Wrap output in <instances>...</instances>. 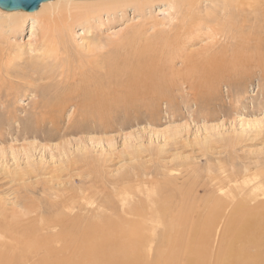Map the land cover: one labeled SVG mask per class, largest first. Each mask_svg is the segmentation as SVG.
<instances>
[{
  "label": "rangeland",
  "instance_id": "1",
  "mask_svg": "<svg viewBox=\"0 0 264 264\" xmlns=\"http://www.w3.org/2000/svg\"><path fill=\"white\" fill-rule=\"evenodd\" d=\"M261 1L255 3L261 5L264 3ZM250 2L254 4V1ZM242 6L243 14L236 13V16L232 10L234 17L233 14L228 16L230 21L240 17L234 24L237 23V28L240 24L244 26L245 38L258 26L264 27V23L259 14L254 17L261 21L256 22L251 10L245 8L249 5ZM171 12L167 4L161 3L148 9L146 16L128 8L126 14L120 12L114 21L99 23L96 20L86 27L77 25L74 31L76 47L70 48L71 54H62L63 60H47L48 64L44 61L47 72L53 75L35 84H47L46 97L39 96L38 89L36 93L24 90L15 96L11 91L0 90L1 223H22L28 224L27 227L40 225L39 222L53 217L57 209L71 207L74 202L87 204L94 198L97 199L95 207L101 210H110L115 204L120 210L121 199L125 196L136 200L138 195L143 197L151 190L165 192L162 187L167 181H177L178 186L186 182V190L197 185L203 198L207 197L203 185L210 186L219 182L216 180L238 174L244 164L251 167L247 177L252 179L250 176L257 174L259 181L264 179V50L243 47L246 55L236 47L232 48V52L236 50L240 54H232L234 60L229 55L227 67L233 69L230 64L238 56L244 61L239 66L242 69L232 77L227 74L226 79L217 76L208 85L202 82L199 89H206L207 97L202 93L201 98L181 84L180 75L176 77L172 72L171 65L179 70L182 64L180 59L172 63L174 47H159L164 42V34L171 28ZM212 14L207 15V22L216 26L217 15ZM251 25L256 28L247 30ZM36 26L35 20L28 18L23 32L12 37L11 41L22 46L24 58L33 53L38 32ZM98 26L99 30L96 29ZM135 27L143 28L149 37H154L150 43L161 45L142 47L148 43H138L129 36ZM256 38L254 41L259 38L264 41V34ZM208 44L211 39L188 47L187 53H203ZM144 49L148 53L138 62L136 53ZM246 56L251 58L247 60ZM93 58L97 60L101 74L95 85L90 83L87 87L94 90V94L102 89L98 94L104 96L98 100L99 109L90 111L86 115L89 119L84 123V114L76 105L90 96L83 98L76 91L88 84V78L85 75L76 87L73 73L78 64L87 65ZM113 63L120 71L118 78L109 80L105 72ZM142 89L148 90L142 96L144 99L132 101ZM111 100L116 104L109 103ZM42 107L48 112L47 118H58L57 124L52 126L47 122L40 128L36 126L35 117ZM93 118H97L96 122H89ZM241 177L238 179L243 181L244 175ZM204 204L201 202V207ZM21 230L18 235L22 234ZM158 255H154L151 262L164 264V258Z\"/></svg>",
  "mask_w": 264,
  "mask_h": 264
},
{
  "label": "bare ground",
  "instance_id": "2",
  "mask_svg": "<svg viewBox=\"0 0 264 264\" xmlns=\"http://www.w3.org/2000/svg\"><path fill=\"white\" fill-rule=\"evenodd\" d=\"M250 1H254V4ZM255 1L52 0L42 3L34 12L5 11L0 8V90L11 91L15 96L24 90L38 89L37 94L46 97L47 84L39 86L35 83L52 77L53 74L47 72L44 65L47 60H63L65 59L62 57L64 53L71 54L70 48L76 47L74 31L77 25L86 27L96 20L99 23L111 22L120 12L121 15L126 14L128 8H133L135 12L146 16L148 9L165 3L172 11L170 14L171 28L164 34L166 36L162 35L165 38L162 45L150 43L153 42L151 39L154 37H149L143 28L135 27L129 36L137 39L138 43H148L142 47H157L158 44L161 45L159 47H174L172 53L175 56L172 63L180 59L182 64L179 70L171 65L172 72L176 77L180 75L181 84L187 85L188 89L201 96L206 91V89L205 91L199 89L202 82L208 85L217 76L226 79L228 75L232 77L239 72L241 68L239 66L244 61L238 59L240 53L238 54L236 50H240L241 54L245 53L243 47L264 50V41L260 40L261 38L254 41L258 39L256 38L258 35L264 34L262 25V27L257 25V29L252 25L249 26L250 28L247 27V30L255 29V32L244 38V26L238 22L240 26L237 28L235 27L237 23L234 24V21L239 20L240 17L238 16L239 19L231 20L233 21L231 22L228 16L234 12L238 15L243 14L245 10L242 4H247L249 7H244L251 10L253 17L258 14L259 17H263L264 23V3L259 5ZM205 2H208V6L204 5ZM213 12L217 15L216 26L207 22V15ZM259 17H254L257 23L260 20ZM28 18L35 20L38 32L35 44L33 43L34 48L31 50L35 55L33 56L32 53L31 56L24 58L22 46L11 40L12 37L23 32ZM100 26L96 29L99 30ZM259 28L262 29L260 33ZM252 36L255 37L252 39ZM204 38L211 39V44L205 48L206 51L188 55V47H194L198 42L206 40ZM235 47V52H232V48ZM146 53H148L147 49L136 53L139 58L138 62ZM232 54L238 55L237 60L232 61L233 63L230 64L231 61H229L233 69L227 67V57L233 56ZM257 55L259 56V53ZM96 61L93 58L88 62L85 61L87 65L79 66L78 64L81 70L76 66L73 73L75 78L73 82L77 84L76 87L85 75L88 78V84L76 91L83 98L90 96L76 105L81 108L80 113L84 114V123L88 121L89 118L86 115L91 113L90 111L99 109L98 100L101 101L104 96L98 94V91L101 92L102 89L96 90L94 94V90L87 87L90 83L95 85L97 77L101 74ZM114 64H110L107 71H104L106 79L114 80L117 77L120 70L118 71L119 68L117 69ZM76 75L81 78L75 77ZM68 76V80L72 78ZM147 91V89H142L137 92L132 101L141 100ZM94 96L96 98L93 99ZM114 100L109 103L115 105ZM39 112L35 117L38 128L47 122L52 126L58 123L56 116L46 117L48 112L45 107H42ZM96 119L93 118L89 122H96ZM250 170L251 167L244 164L243 169L236 175L222 180L213 178L219 182L210 186L209 184L203 185L202 190L207 194V197L203 198L199 195L200 187L197 185L186 190V182L178 186L177 181H167L162 187L165 192L146 191L148 194L145 193L143 197L138 195L136 200L125 196L121 199L120 210L116 208L117 204L110 210H101L95 207L94 203L97 199L94 198L87 204L74 202L71 207L57 209L54 216L47 221H38L40 225L36 223L35 226L27 227L28 224L19 225L9 222L5 225L0 222V264H154L151 260L154 255L158 254H160L159 257L164 258V264H264V179L259 181L257 174L250 176L252 178L250 179L247 177ZM241 175H244L243 181L238 179L242 178ZM230 183L232 185L227 187ZM121 193H123L122 190ZM201 202L207 205L204 204L201 207ZM20 230L23 232L18 235ZM162 247L164 248L161 249Z\"/></svg>",
  "mask_w": 264,
  "mask_h": 264
},
{
  "label": "water",
  "instance_id": "3",
  "mask_svg": "<svg viewBox=\"0 0 264 264\" xmlns=\"http://www.w3.org/2000/svg\"><path fill=\"white\" fill-rule=\"evenodd\" d=\"M48 1L52 0H0V8L5 11L34 12L39 9L42 3Z\"/></svg>",
  "mask_w": 264,
  "mask_h": 264
}]
</instances>
